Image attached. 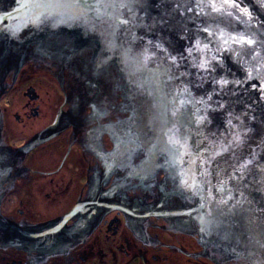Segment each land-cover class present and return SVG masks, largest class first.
I'll return each mask as SVG.
<instances>
[{"label":"water","instance_id":"obj_1","mask_svg":"<svg viewBox=\"0 0 264 264\" xmlns=\"http://www.w3.org/2000/svg\"><path fill=\"white\" fill-rule=\"evenodd\" d=\"M157 3L147 0L138 8L132 40L113 19L98 18L93 4L0 0V264H78L99 222L112 212L123 218L143 264H264V248L256 243L264 238L261 221L238 217L229 238L218 221L201 231L205 220H213L200 207L209 186L185 190L180 183L181 172L185 179L193 172L203 179L199 161L191 162L197 149L184 157L183 168H172L159 138L173 119L168 88L187 85L196 99L212 96L205 134L223 132L231 119L236 132L251 130L238 154L259 144L264 163V69L246 80L245 67L234 62L239 57L217 52L213 44L207 56L216 60L205 74L196 66L203 54L186 51L197 37L201 45L208 42L207 33L197 31L206 23L253 34L264 32V23L249 28L248 17L237 13L197 17L192 0ZM241 8L264 22V0H242ZM109 12L128 17L126 9ZM165 12L168 23L147 27ZM146 48L151 59L145 65ZM169 53L185 57L180 71L188 75L161 87ZM221 77L241 83L219 92L214 79ZM210 179L216 183L215 175ZM258 187L248 190L250 198L253 207H264ZM212 195L218 196L214 188Z\"/></svg>","mask_w":264,"mask_h":264},{"label":"snow or ice","instance_id":"obj_2","mask_svg":"<svg viewBox=\"0 0 264 264\" xmlns=\"http://www.w3.org/2000/svg\"><path fill=\"white\" fill-rule=\"evenodd\" d=\"M25 3L28 0H24ZM77 3L93 4L98 18L107 16L109 19L114 20L117 29L123 28L132 40H135L133 29L137 27V10L140 7L147 5V0H76ZM170 0H158L157 8H160L164 3ZM195 5L196 16L208 15L209 13L215 14L221 19L232 18L234 13H237L241 18L248 17L246 20L249 28L253 23L261 24L252 17L247 8H241L242 0H192ZM107 4L108 7H103ZM207 5L208 12L205 11L204 5ZM179 5H177L178 7ZM118 7L121 11L127 10L128 17L123 18L119 15H113L109 9L115 10ZM194 8L189 6L188 12H192ZM183 16V12L180 13ZM167 12H165L159 20L153 18V25H147L148 28L153 27L156 23L166 24L168 20L165 19ZM143 20V17H141ZM187 31V28L184 29ZM198 32L207 33V41L201 45L199 37L196 38L193 48H186V51L191 55L192 51H197L203 55L200 57L196 65L201 72L207 74L212 69V61L216 60L215 56L208 58L207 53L211 49V45L216 46V51L221 50L231 52L235 57H239L238 61L242 67H245L246 80L259 77L264 69V53L260 49H264V32H257L255 34L250 32H239L236 30L229 31L226 27H222L220 23L209 24L206 23L202 27H197ZM140 39H143L142 37ZM152 45L153 42H147ZM161 52L167 50L163 45L156 43L154 45ZM247 55L251 58L250 61H245L244 56ZM151 57L147 56V48L145 49V65L147 60ZM167 66L164 71L165 80L161 82V87H168L175 80L188 75L186 72L180 71L182 68L181 61L185 59L183 55L177 57L170 53L165 57ZM255 63H252V62ZM219 63V61H217ZM223 67V64L221 63ZM98 70L102 64H98ZM255 74V75H254ZM230 83L240 84V81H229L221 77L214 79V85H219V92H224ZM199 86V85H197ZM255 87V86H254ZM215 91V88H214ZM262 99H264V83L260 86ZM217 92L216 94H219ZM168 95L171 97V116L173 119L169 124L160 130L159 138L164 143L163 151L168 154V164L172 168L180 166L183 168L184 157L191 154L192 148L197 149L196 159L192 160L193 164L196 160L199 161L200 177L197 179L196 173L193 172L188 178H184V173L181 172V187L185 190H194L201 188L202 184L209 186V195L206 200H202L200 207L208 208L206 213L207 217H213V220H205L201 231L208 230L210 223L219 222V226L224 228V238H229L231 233L229 229L233 226V222L243 215H248L250 222L255 223L257 220L262 222L264 226V207H253L255 203L249 194V189L253 184L259 186L257 190L264 194V163L258 159L257 149L261 148L258 144L256 148H252L248 155L241 157L238 154L240 149L246 143V137L250 129H245L242 133L236 132L235 126L232 125L231 119H226L225 130L223 132H214L210 135L205 134V125L211 123L207 116V111L211 107L208 101L212 99L208 95L207 100L203 97L196 99L192 97L187 85L169 87ZM134 99V97H133ZM219 108L224 105L219 103ZM214 110V109H213ZM231 116V113H229ZM238 118V117H237ZM136 120L135 108H132V115L129 117V123L134 124ZM149 132H154L151 125L147 126ZM129 135H135L133 129H129ZM195 138L193 145L189 141ZM139 139V137H137ZM207 142V146L202 147ZM264 151V149H261ZM227 157V159H224ZM225 165H227L225 167ZM253 169L257 170L258 175L253 176ZM213 175L216 177V183L213 184L210 179ZM215 189L218 196L212 195V189ZM252 237H250L251 239ZM256 243L264 248V238L256 239Z\"/></svg>","mask_w":264,"mask_h":264},{"label":"rangeland","instance_id":"obj_3","mask_svg":"<svg viewBox=\"0 0 264 264\" xmlns=\"http://www.w3.org/2000/svg\"><path fill=\"white\" fill-rule=\"evenodd\" d=\"M78 264H143L118 212L109 213L101 219Z\"/></svg>","mask_w":264,"mask_h":264},{"label":"flooded vegetation","instance_id":"obj_4","mask_svg":"<svg viewBox=\"0 0 264 264\" xmlns=\"http://www.w3.org/2000/svg\"><path fill=\"white\" fill-rule=\"evenodd\" d=\"M112 223H110V225H111Z\"/></svg>","mask_w":264,"mask_h":264}]
</instances>
